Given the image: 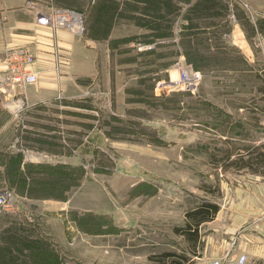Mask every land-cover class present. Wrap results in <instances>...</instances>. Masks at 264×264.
Here are the masks:
<instances>
[{
  "label": "rangeland",
  "instance_id": "374dc122",
  "mask_svg": "<svg viewBox=\"0 0 264 264\" xmlns=\"http://www.w3.org/2000/svg\"><path fill=\"white\" fill-rule=\"evenodd\" d=\"M44 1V7L36 10L40 26L53 32L65 31L82 44L98 43L111 51L112 64L115 62L118 70L122 67L125 114L121 119L115 116L114 102L98 77L81 93V99L90 101L75 103L79 118L84 114L90 119L89 135L103 136V143L89 147L86 141L90 137L86 135L84 146L74 151L80 167L69 171L68 184L60 186L55 194L64 196L67 189L65 197L72 210L68 217L63 215L61 204L55 209L36 207L11 186L3 185L8 179L22 189L18 170L0 171V190L8 189L15 195L10 211L0 208V239L17 235L25 241L18 250L9 247L11 255L22 254L29 242L41 243L40 254L45 259L48 257L42 250L50 243L57 247L53 258H58L59 264H83L84 231L105 222L131 221L132 214L124 218L116 213L122 210L134 211V220L140 226H155L177 252L179 240L173 229L183 226L186 211L203 200L218 202L220 184L246 175L231 168L223 171L217 149H228L230 144L249 145L243 139V126L250 122V114L243 107L256 101L253 112L258 114L259 108H264V23L259 20L264 17V0H220L224 8L211 21L218 27H209L200 35L210 39L209 49L198 46L195 51L206 57L219 55L215 64H203L195 56L189 59L192 56L185 46L188 9L196 0L174 1L176 7L167 0ZM175 9L176 13L170 12ZM215 33L219 35L218 51L214 48ZM5 51L0 57V108L8 109L13 104V113L21 114L32 109L26 101V90L32 85L6 80L8 73L2 64ZM242 51L249 54L250 61ZM150 53L157 56L156 62L146 63L142 58ZM60 73L54 62L53 77L57 81ZM145 78L155 79L154 98L148 93L152 90L141 84ZM191 79L198 83L190 85ZM36 80L35 84L39 77ZM255 132L251 135L257 140L261 133ZM118 133L126 146L123 149L111 143ZM87 149L90 154L79 153ZM1 161L2 157L0 166ZM146 178L160 192L155 189L153 197H138L132 185ZM204 187L214 192L207 194ZM104 211L117 217H101Z\"/></svg>",
  "mask_w": 264,
  "mask_h": 264
},
{
  "label": "crops",
  "instance_id": "0c3cea01",
  "mask_svg": "<svg viewBox=\"0 0 264 264\" xmlns=\"http://www.w3.org/2000/svg\"><path fill=\"white\" fill-rule=\"evenodd\" d=\"M44 3V0H0V57L7 49L28 48L35 56L32 71L39 77V81L28 85L31 87L26 90V101L33 105L31 110L16 114L13 104L8 109L0 108V171L18 170L22 189L8 179L3 185L11 186L36 207L55 209L61 204L63 215L68 217L72 210L68 209L69 199L65 197L67 189L63 190L64 196L56 195L60 186L68 184L69 171L80 167L74 151L80 145L84 146L86 135L90 137L86 141L89 147L96 148L103 143V136L89 135L90 119L84 114L79 118L75 103L90 101L81 99V93L96 77L114 102L115 116L119 119L125 114L123 103L127 100L121 79L122 67L118 70L116 63L112 64L108 47L90 42L85 45L65 31L53 32L40 26L36 10L44 7ZM259 20L264 23V17ZM262 33L264 35L263 29ZM242 53L251 60L249 54ZM54 62L61 69L58 81L53 77ZM255 102L250 101L243 107L250 114V122L243 126V139L249 144L245 146L260 147L264 154V108L260 107L258 114L253 112L257 109H254ZM251 121L255 122L254 126ZM255 129L261 133L257 140L251 135L256 134ZM120 134L113 135L111 143L113 147L123 149L126 146ZM82 137L83 144H80ZM87 151L91 150L79 153L90 154ZM245 172L244 176L220 184L221 197L218 202L214 201L219 207L218 212L213 220L198 227L195 243L175 235L179 247L177 252L173 251L167 238L155 226H140L134 220L137 215L134 211L120 210L116 213L121 217L132 214L131 221L105 222L84 231L83 264H171L170 254L177 256L178 264H209L213 260L237 264L241 256L245 257L244 264H264V174ZM152 183L147 178L139 180L132 185L135 186L132 190L138 197L145 194L153 197L160 188ZM111 214L104 211L100 216L117 217ZM38 244L29 242L19 255L0 251V264H59V259L53 258L57 250L54 244L43 247L42 252L46 251L43 254L48 257L45 259L40 254L41 243Z\"/></svg>",
  "mask_w": 264,
  "mask_h": 264
},
{
  "label": "trees",
  "instance_id": "16d2710c",
  "mask_svg": "<svg viewBox=\"0 0 264 264\" xmlns=\"http://www.w3.org/2000/svg\"><path fill=\"white\" fill-rule=\"evenodd\" d=\"M174 1L190 2L191 0H167L166 3L169 5H174ZM174 6L176 7V5ZM172 8L174 9V7ZM223 8L224 4L221 3L220 0H196V2L188 9V14L190 16L189 23L185 28L186 30H188L185 46L187 48V51L191 54L190 56H192L189 59L193 58L194 60L195 56V58H197L196 61H200L203 64H215L216 62H218L217 60L219 55H216L214 57H206L202 55V57L201 55H198L197 52L195 53V51L198 46L203 47L204 49H207L209 47L208 43L210 39H204L200 37V35L206 34V29H208L209 27H218V24L212 23L211 21L213 20L214 16H218L222 12ZM176 11L177 9H175L174 11L170 10L171 13H176ZM168 29L170 30L169 27ZM214 35V40L216 41V43H214V48L216 49V51H218L220 46L219 35L216 33ZM156 57L153 53L142 56V58L145 59L146 63H152L154 61L156 62V59H158ZM154 82L155 79L152 80L150 78H145L141 81V84L146 85V88H149L150 91H153V93L152 91H148V93L153 98L155 96L153 89L155 85ZM135 91L138 92L141 91V89H137ZM223 122L227 124L228 121L224 120ZM228 147V149H217V152L220 154L219 162L223 164L221 167L223 171L231 168L235 172H241L245 170L251 174H264V154L260 151V147H235V145L231 144ZM204 191L210 195L214 192V190H212L210 187H204ZM218 208V205L214 202L206 200L201 201L199 205L186 211L184 216L185 222L183 226L175 227L173 229V233L176 236H183L189 242L195 243L198 239V227L204 222L213 220L214 216L218 212ZM0 240H2V242L0 241V243L4 244L0 246V251H5L9 254H11V250L9 247H15L18 250L20 249L21 244L25 242L17 235H13V237L8 240L5 237H2ZM14 254L16 255L17 253ZM170 257L171 264H178L177 256H175L174 254H170Z\"/></svg>",
  "mask_w": 264,
  "mask_h": 264
},
{
  "label": "built area",
  "instance_id": "2783aa9c",
  "mask_svg": "<svg viewBox=\"0 0 264 264\" xmlns=\"http://www.w3.org/2000/svg\"><path fill=\"white\" fill-rule=\"evenodd\" d=\"M58 22L62 24V19H58ZM48 24V23H46ZM45 24V25H46ZM35 63L34 54L26 47H17L7 49L4 54L3 64L5 66V71H7L8 76L6 80L11 82L22 83L23 85L33 84L37 77L34 71H32V66ZM197 78L198 75L196 74ZM193 81L198 83L197 79L189 80V84ZM15 195L8 189L0 190V208L3 207L5 210H11V203L13 202ZM245 257L241 256L237 260V264H244ZM209 264H229L222 260H213Z\"/></svg>",
  "mask_w": 264,
  "mask_h": 264
}]
</instances>
